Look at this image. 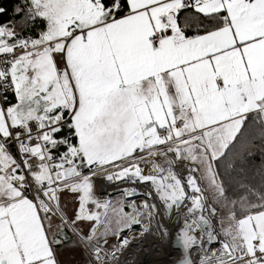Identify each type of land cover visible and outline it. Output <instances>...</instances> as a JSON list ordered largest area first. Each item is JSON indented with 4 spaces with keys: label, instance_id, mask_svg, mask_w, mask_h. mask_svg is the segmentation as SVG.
<instances>
[{
    "label": "snow or ice",
    "instance_id": "snow-or-ice-1",
    "mask_svg": "<svg viewBox=\"0 0 264 264\" xmlns=\"http://www.w3.org/2000/svg\"><path fill=\"white\" fill-rule=\"evenodd\" d=\"M149 237L264 264V0L0 6V264H134Z\"/></svg>",
    "mask_w": 264,
    "mask_h": 264
},
{
    "label": "bare ground",
    "instance_id": "bare-ground-1",
    "mask_svg": "<svg viewBox=\"0 0 264 264\" xmlns=\"http://www.w3.org/2000/svg\"><path fill=\"white\" fill-rule=\"evenodd\" d=\"M98 183L105 190L100 189L102 192H98L99 195L111 194L114 198L118 196L114 185L103 180H97ZM177 254L178 250L170 245L162 246L159 241L149 237L144 241L134 243L126 253V259L134 264H171Z\"/></svg>",
    "mask_w": 264,
    "mask_h": 264
},
{
    "label": "crops",
    "instance_id": "crops-1",
    "mask_svg": "<svg viewBox=\"0 0 264 264\" xmlns=\"http://www.w3.org/2000/svg\"><path fill=\"white\" fill-rule=\"evenodd\" d=\"M99 185V183H98ZM100 187V185H99ZM101 189V187H100ZM99 192V191H97ZM101 192V191H100ZM64 199L67 201L70 209L76 207V203L71 193H66ZM127 210V209H126ZM65 259L68 261V264H75V261L79 259V257L70 249L65 253Z\"/></svg>",
    "mask_w": 264,
    "mask_h": 264
},
{
    "label": "trees",
    "instance_id": "trees-1",
    "mask_svg": "<svg viewBox=\"0 0 264 264\" xmlns=\"http://www.w3.org/2000/svg\"><path fill=\"white\" fill-rule=\"evenodd\" d=\"M17 2V0H0V6H3L9 10L13 7V5ZM254 163L259 165L261 163V157L259 153L253 158Z\"/></svg>",
    "mask_w": 264,
    "mask_h": 264
},
{
    "label": "rangeland",
    "instance_id": "rangeland-1",
    "mask_svg": "<svg viewBox=\"0 0 264 264\" xmlns=\"http://www.w3.org/2000/svg\"><path fill=\"white\" fill-rule=\"evenodd\" d=\"M96 186L98 187V189H97V187H96V191H99V192H100L101 190L105 191V190L102 189V188H101V190H100V187L98 186L97 181H96ZM101 192H102V191H101ZM97 193H98V192H97ZM137 202L139 203V201H137Z\"/></svg>",
    "mask_w": 264,
    "mask_h": 264
},
{
    "label": "water",
    "instance_id": "water-1",
    "mask_svg": "<svg viewBox=\"0 0 264 264\" xmlns=\"http://www.w3.org/2000/svg\"><path fill=\"white\" fill-rule=\"evenodd\" d=\"M112 196V195H111ZM113 197V196H112ZM114 198V197H113Z\"/></svg>",
    "mask_w": 264,
    "mask_h": 264
}]
</instances>
